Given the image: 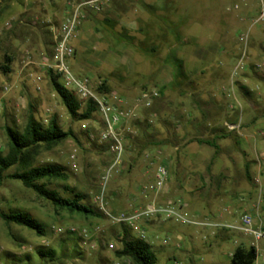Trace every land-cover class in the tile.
Instances as JSON below:
<instances>
[{
    "label": "rangeland",
    "instance_id": "374dc122",
    "mask_svg": "<svg viewBox=\"0 0 264 264\" xmlns=\"http://www.w3.org/2000/svg\"><path fill=\"white\" fill-rule=\"evenodd\" d=\"M61 1L56 0L58 4ZM143 1L161 6L166 0ZM174 1L177 16L186 17L185 37L191 31L190 26H196L194 20L201 27L213 25L212 32L223 38L228 48L223 62L229 65L184 78L179 86L170 83L153 100L150 108L142 110L155 116L151 122L141 119L137 135L130 138L124 155L125 167L106 186L107 205L112 211H130L143 209L149 202L150 195L144 197L140 188L152 181L155 164H149L142 155L143 150L138 152L140 145L147 144L148 149L162 148L155 162L163 161L168 171L165 191L158 199L175 202L173 206L188 219L206 218L236 224L241 214L247 212L252 215L254 223L259 219L264 221V21L253 23L257 7L260 3L264 6V0ZM24 2L0 0V66L6 55L12 59L9 73L0 69V150L6 151L5 128L10 126L20 130L29 111H33L43 124L54 117L60 127L72 135L51 149L41 150L35 164L56 162L65 166L67 179L52 181L49 186L67 196L63 185H69L85 195L83 203L97 210L94 196L110 160L106 146L98 141L99 118L94 116L82 121L71 117L51 87L47 70L40 64L52 50L53 36L48 29L60 24V10L51 5L50 0L42 9L39 5H25ZM125 2L129 10L121 14L119 21H135L136 29L125 28L140 37L137 29L147 24L150 15L136 0ZM55 12V22L47 25L45 22ZM103 13L101 11L99 15L104 16ZM31 15L34 20L38 18V26L46 31L31 28L35 25L23 19V16ZM102 33V39L110 42L111 36L104 30ZM245 33L248 38L241 41L239 36ZM24 36L28 39L23 40ZM165 53L166 48L162 47L159 57L162 59ZM143 57L144 53L137 52L138 69L150 70V77L154 78L161 60L153 59L151 65H147ZM242 57L244 67L232 75ZM82 60L83 53L78 51L69 59L68 65L74 73L88 76L93 84H98L102 79L93 69L86 70L83 63L74 66ZM37 76L41 77L39 83L35 81ZM4 87L6 90L1 92ZM117 93L128 101L135 98ZM231 122L236 124L235 129L227 127ZM197 140H213L218 144V150ZM71 160L75 162V168L71 167ZM9 171L12 172L13 168ZM179 185L182 186L175 193ZM177 200L186 206H179ZM21 210L41 222L46 234L41 237L14 224L7 226L0 218V264H115L117 261L119 264H135L130 258L118 257L115 253L120 247L121 227L111 225L99 214L87 216L57 208L18 180L7 179L0 186V212ZM154 219L140 221L139 228L129 229L131 235L136 236L143 228L146 230L145 235L152 241L157 258L155 264H188L183 259L174 260L166 252L168 246L173 245V242L162 244V238L167 235L163 232L148 234L145 224ZM161 222L196 233L201 251L193 259L194 264L229 263V254L237 244L234 239L237 231L231 228L215 230L173 219ZM69 226L86 228L91 234L90 241H97V247L90 248L79 235L67 232ZM213 230L214 234H211ZM218 230L229 232L230 240L219 239ZM204 236L207 238L203 239ZM107 243L114 244V248H108ZM37 246L54 248L56 259L49 261L47 257H40L35 252ZM261 262L258 259L254 264Z\"/></svg>",
    "mask_w": 264,
    "mask_h": 264
},
{
    "label": "trees",
    "instance_id": "16d2710c",
    "mask_svg": "<svg viewBox=\"0 0 264 264\" xmlns=\"http://www.w3.org/2000/svg\"><path fill=\"white\" fill-rule=\"evenodd\" d=\"M136 2L150 15L147 24L137 29V32L141 35L140 37L130 33L125 27L116 29L121 14H125L129 10L125 0H106L101 5L99 11L104 12L102 19L104 31L115 40L131 45L137 52H142L152 59L168 63L174 70L172 84L175 86L181 85L182 79L187 78V76L182 69L181 61L175 56V48L177 45L186 42L183 33L186 17L177 16L178 9L174 0H166L161 6L146 3L143 0H136ZM88 15H90V12H87L85 17ZM96 21L98 22L97 19ZM162 47H165L167 52L161 59L159 52ZM51 52L48 54L49 56ZM11 62L10 56L6 55L4 63L0 66L3 73L11 71ZM47 74L51 87L61 99L71 117L85 121L95 116V104L91 99L80 101L71 90L59 82L57 73L52 69H48ZM94 87L98 93L113 91L103 80L98 84L94 83ZM135 124L139 127L140 122H135ZM5 134L7 138L6 151L0 150V186L7 179L18 180L25 188L32 190L57 208L87 216L101 215L98 210L82 202L85 199L83 193L76 191L69 185H63L67 196L60 195L57 189L49 186L52 181H65L67 179L68 174L65 166L56 162L35 164L41 150L51 149L72 135L71 132H65L54 117L43 124L34 116L33 111H29L20 130L7 126ZM197 141L214 147L215 151L218 150V144L213 140ZM146 145H140L138 152L145 149ZM11 168H13L12 172L9 171ZM0 218L7 226L14 224L31 230L41 237L46 234L44 225L27 211L0 212ZM117 226L121 227L122 231L119 234L120 247L115 251L116 255L130 258L135 264H155L157 258L146 235V239L141 237L139 232L136 236H133L130 233L133 228L123 223ZM73 239L75 240V238ZM35 252L40 257H47L49 261L56 259V252L52 247L37 246ZM255 260L256 248L253 245L249 247L238 245L231 252L228 264H254ZM188 264L194 263L189 262Z\"/></svg>",
    "mask_w": 264,
    "mask_h": 264
},
{
    "label": "built area",
    "instance_id": "2783aa9c",
    "mask_svg": "<svg viewBox=\"0 0 264 264\" xmlns=\"http://www.w3.org/2000/svg\"><path fill=\"white\" fill-rule=\"evenodd\" d=\"M106 0H76L69 5L67 13L60 24L52 26L53 48L51 55L44 56L40 64L46 69H52L58 74L59 82L71 90L80 101L91 99L95 104L94 115L99 118L101 129L98 134L99 143L106 146L110 154V160L101 176L100 188L94 196V202L98 212L111 224H126L131 228H139L140 221L147 222L151 218L160 221L173 219L180 223H193L209 228H231L244 235L251 236L255 241L264 240V221L259 219L254 223L252 215L244 212L239 218V223H221L206 218L200 220L188 219L184 214L180 213L173 205L175 202L171 200H160L158 197L165 191L168 182V171L163 161L155 162L162 152V148L157 146L153 149L145 148L142 151L143 157L149 161V164H155L152 181L145 183L140 188V193L144 197L150 195L149 202L143 209L130 211H112L106 201V186L110 179L117 173L121 172L125 167L124 155L130 138L138 133V127L135 122H140L142 110L150 108L153 100L159 96L157 90L144 91L133 100L128 101L121 97L117 92L111 91L107 93H98L95 90L92 80L85 75H76L68 65V60L75 54L73 45L74 40L78 36L79 26L85 18L87 12H98L101 5ZM236 7V5H235ZM253 23H262L264 21V6L260 3L257 7ZM241 41H246L248 34L239 36ZM244 67L243 57L239 59L233 68V74ZM35 81L39 83L41 77L37 76ZM4 87L1 92L5 91ZM155 116V115H154ZM152 119L148 121L151 122ZM229 129H235L236 126L228 124ZM1 147V145H0ZM73 159L74 156L71 155ZM71 167L75 168L76 164L71 160ZM179 206H186L185 203L177 200ZM58 231L62 229L58 228ZM69 233L79 235L84 244H88L90 248L97 247V241H90L91 234L86 228H76L69 226L66 229ZM214 234V230L211 231ZM139 235L146 239L145 231L140 230ZM207 237L204 236L203 239ZM172 239L167 236L162 239V244H172ZM108 248H114V244L107 243ZM230 256V255H229ZM119 264V262H115Z\"/></svg>",
    "mask_w": 264,
    "mask_h": 264
},
{
    "label": "crops",
    "instance_id": "0c3cea01",
    "mask_svg": "<svg viewBox=\"0 0 264 264\" xmlns=\"http://www.w3.org/2000/svg\"><path fill=\"white\" fill-rule=\"evenodd\" d=\"M75 1L76 0H62L61 3L58 4L56 0H50L51 5H54L61 12L59 23L63 21L69 5ZM24 4H36L42 9L44 7L43 5L48 4V2L47 0H25ZM100 12L101 11L90 12V15L85 17L79 26L78 38L75 39L74 45L76 53L78 51L83 53V60L77 62L74 66L83 63L84 65L82 64V66H84L86 70L93 69L95 73H97V76L105 81L108 86L110 85L113 90L128 97H137L144 91L157 90L160 93L164 87L173 82L174 70L168 63H159L157 74L154 78H151L150 75L152 73L150 70L142 71L138 69V62L136 61L137 52L134 47L125 42L115 40L111 35L110 42L104 41V39H102L104 37L102 33L104 30V25H102L103 16L99 15ZM56 15V12L52 13L49 21L47 20L45 23L48 25L55 22L53 18ZM23 19L28 22V24L35 25L31 28L37 27L40 29L39 32L46 31L41 26H38L37 17V20H34L32 15L23 16ZM194 23H196V26H190V33H186V42L177 45L175 48V56L181 61L182 69L186 76L190 78L204 74V72L211 68L221 69L229 65L223 62V59L228 55V48L224 44V39L214 35V32H212L213 25L210 26L209 24L206 27H201L199 22L194 20ZM123 26L136 29V23L133 20L126 22L123 20L118 21L116 29ZM50 29L49 27L48 31ZM221 32L224 31L221 30ZM42 37L43 36H41V38ZM27 39V36H24L23 40ZM40 44L41 39L39 40V45ZM143 60H145L144 62H146L147 65H151L150 63L153 62V59L147 55L143 57ZM138 72H140V75H137ZM231 78L232 77H230V79ZM146 112L147 110L142 113L141 121L144 119L147 121L155 115L154 113L149 112L147 114ZM226 122L227 121H225V123ZM228 124L236 125L234 122ZM181 186L182 185H179L178 188L175 189V193L178 192ZM156 220L157 219L150 220L145 224L148 234L152 236L154 233L160 234V232H163L167 236L170 235L173 245L168 246L166 252H168L174 260L183 259L188 263L193 262L198 252L201 251L196 241V233L193 234L192 231L178 229L166 222ZM224 222L231 223V221ZM144 231L146 230L144 229ZM234 234H236L234 237L237 243L236 246L243 245L249 247L253 245L256 248V260L260 259L262 261L260 264H264V240L255 241L251 236L244 235L240 232H234ZM217 237L222 240H230L229 232L223 230L217 231ZM150 242L152 244V241Z\"/></svg>",
    "mask_w": 264,
    "mask_h": 264
}]
</instances>
